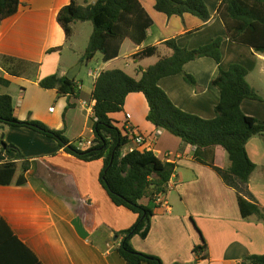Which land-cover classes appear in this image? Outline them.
Segmentation results:
<instances>
[{
	"label": "crops",
	"instance_id": "crops-1",
	"mask_svg": "<svg viewBox=\"0 0 264 264\" xmlns=\"http://www.w3.org/2000/svg\"><path fill=\"white\" fill-rule=\"evenodd\" d=\"M72 1L21 0L19 11L0 22V94L13 98L19 120L39 121L63 131L70 144L87 150L94 140L93 120L81 101L92 100L96 79L90 72L100 75L119 69L140 79L139 69L145 70L171 54L165 42L175 39L179 47L193 50L221 37L220 65L211 58H201L184 67L197 87L181 75L164 78L159 86L178 108L210 120L220 102V91L213 85L220 66L227 70L233 64L243 65L249 71V85L262 101L244 100L242 111L264 124V54L226 38L217 15L222 0H204L212 17L207 25L190 14L168 17L155 10L156 0H140L154 22L147 40L140 47L126 40L119 57L109 62H104L100 53L91 62L64 59L70 39L58 22V14ZM74 1L85 6L97 0ZM78 23L73 25V34ZM151 46L159 47L160 56L134 59ZM2 57L16 63H6ZM79 63L81 69L84 64L92 68L86 74L89 86L78 81L81 69L76 76L77 97L41 88L42 79L67 76ZM148 113L145 96L137 93L128 96L124 112L111 115L121 127L129 123L137 128L160 160L176 165L168 193L150 205L156 208L147 237H133V248L160 258L163 264H241L252 256L264 255V136H255L247 143L255 170L249 183L243 184L227 172L231 162L223 147L215 148L214 166L205 165L196 158V147L156 128L147 120ZM0 137L31 163L26 184L0 185V218L41 264H127L117 251L121 239L116 233L132 228L139 216L110 199L99 180L103 161L84 162L59 149L55 140L28 128H5ZM2 149L0 142V164L15 161L14 152L2 153ZM239 197L260 213L244 218ZM141 203L148 205L149 200ZM201 236L206 250L199 254L194 249L202 245Z\"/></svg>",
	"mask_w": 264,
	"mask_h": 264
},
{
	"label": "trees",
	"instance_id": "trees-1",
	"mask_svg": "<svg viewBox=\"0 0 264 264\" xmlns=\"http://www.w3.org/2000/svg\"><path fill=\"white\" fill-rule=\"evenodd\" d=\"M20 5L21 0H0V22L14 16ZM155 10L168 17L190 14L205 25L212 19L204 0H156ZM217 15L226 29V38L255 53L264 54V0H222ZM58 22L67 39L73 35L74 24H93V33L82 59L86 62H91L98 53L104 62L118 58L126 40L140 47L154 24L140 0H97L85 6L73 0L59 12ZM223 41L224 38L218 37L205 46L190 50L179 47L175 39L169 40L164 45L171 54L160 57L155 65L145 70L139 69L140 79L119 69L102 72L92 93L97 120L93 122L94 140L87 150L70 144L63 131L52 130L39 121L19 120L15 116L13 98L0 94V130L28 128L55 140L59 149L84 162L103 161L99 180L110 199L116 206L125 207L139 216L132 228L116 233L121 239L117 251L127 264H163L160 258L135 250L131 240L136 235L147 237L156 208L150 205L168 193L176 170L175 164L160 160L152 151L123 154L131 140L125 127L115 122L111 115L124 112L129 95L143 94L149 105L147 120L156 128L164 129L196 147L195 156L199 162L213 167L215 148L221 146L231 162L227 172L241 183H249L255 170L246 146L251 138L264 136V124L245 115L241 105L244 100L262 101V98L249 85V71L245 66L233 64L227 70L220 66L219 75L213 81L220 91V102L215 108V118L210 120L181 110L159 86L162 79L181 75L188 84L197 87L195 78L185 72V65L201 58H211L220 65ZM159 54V47L151 46L142 49L134 59L143 60ZM2 60L16 63L9 57H2ZM39 84L45 90H57L62 96H78L77 81L67 76H49ZM2 146V153L14 152L16 157L15 161L0 164V185L26 184L30 161L16 146L3 140ZM144 199L149 200L148 205L141 203ZM239 207L244 218L260 213L255 205L242 197H239ZM201 240L202 245L195 247V253L206 250L202 236ZM0 264H41L1 218ZM241 264H264V255L252 256Z\"/></svg>",
	"mask_w": 264,
	"mask_h": 264
},
{
	"label": "rangeland",
	"instance_id": "rangeland-1",
	"mask_svg": "<svg viewBox=\"0 0 264 264\" xmlns=\"http://www.w3.org/2000/svg\"><path fill=\"white\" fill-rule=\"evenodd\" d=\"M93 29H94V27H93V24L91 22H86V23L80 22L77 24V27L75 28L74 34L70 38V42H69L68 47L66 49L67 52L64 53L65 54L64 55L65 60H67V59L82 60L84 58L86 49H87L89 41H90V37L93 33ZM74 67H76V66H74ZM88 68H92V67H88ZM88 68H87L86 64H84L79 75H78V81L84 80L86 86H89V80L86 77ZM69 72H70V70H69ZM0 142L2 143L1 137H0ZM192 226H193V224H192Z\"/></svg>",
	"mask_w": 264,
	"mask_h": 264
},
{
	"label": "built area",
	"instance_id": "built-area-1",
	"mask_svg": "<svg viewBox=\"0 0 264 264\" xmlns=\"http://www.w3.org/2000/svg\"><path fill=\"white\" fill-rule=\"evenodd\" d=\"M89 76L95 78L96 80L100 76L98 73L90 72ZM94 101H81V107L85 109L87 116L95 122L97 119L94 115ZM125 127L128 136L130 137V144L125 148L123 154L133 153L135 151L144 152V151H152L151 147L147 146V138L135 127L126 123ZM92 146V145H91Z\"/></svg>",
	"mask_w": 264,
	"mask_h": 264
},
{
	"label": "water",
	"instance_id": "water-1",
	"mask_svg": "<svg viewBox=\"0 0 264 264\" xmlns=\"http://www.w3.org/2000/svg\"><path fill=\"white\" fill-rule=\"evenodd\" d=\"M82 64L79 63L74 67L73 69L70 70V72L67 74V78L74 81L76 76L78 75L80 69H81Z\"/></svg>",
	"mask_w": 264,
	"mask_h": 264
}]
</instances>
